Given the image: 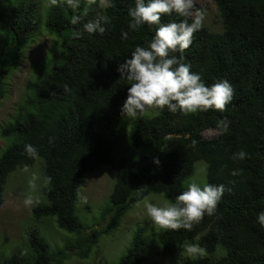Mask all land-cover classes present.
Returning a JSON list of instances; mask_svg holds the SVG:
<instances>
[{"label": "trees", "instance_id": "trees-1", "mask_svg": "<svg viewBox=\"0 0 264 264\" xmlns=\"http://www.w3.org/2000/svg\"><path fill=\"white\" fill-rule=\"evenodd\" d=\"M213 1L222 29L214 32L202 23L183 62L205 85L226 79L233 88L231 102L223 113L209 109L182 115L165 108L132 120L129 129L120 107L130 82L117 68L136 46L147 47L155 26L128 30L127 11L134 0H105L103 7L89 8L80 3L48 6L45 25L60 37V49L30 83L28 100L0 128L8 139L0 154V206L8 175L42 158L46 202L33 206L32 215L53 218L70 235L64 245L52 248L36 230H29L35 264H64L73 254L89 257L100 238L115 231L146 195L158 193L174 202L187 190L185 182L198 160L207 163V184L226 189L214 215L204 216L190 230L151 227L150 236L139 226L113 264H140L156 246L160 255L168 256L187 245L198 252L179 254L182 264H264V229L256 221L264 209V0ZM39 9V0H0V100L19 52L40 35ZM201 9L193 3V11ZM181 19L175 14L160 17L161 23ZM94 20L103 24L104 33L83 31V24ZM122 30L127 39H121ZM221 120L227 121V129L218 127ZM207 130L219 133L205 137ZM25 144L36 148L35 158L24 154ZM240 149L248 156L233 160ZM103 164L115 172L102 214L108 219L105 226L89 230L78 215L79 189L85 174ZM233 169H240V175H230ZM0 264H22V258L0 255Z\"/></svg>", "mask_w": 264, "mask_h": 264}, {"label": "rangeland", "instance_id": "rangeland-1", "mask_svg": "<svg viewBox=\"0 0 264 264\" xmlns=\"http://www.w3.org/2000/svg\"><path fill=\"white\" fill-rule=\"evenodd\" d=\"M56 3H66L65 0H56ZM86 8L103 7L105 0H95L89 4L87 0H79ZM193 3L202 7L193 11L202 14V23L216 32L222 29V20L213 0H193ZM51 0H39L41 32L25 48L19 52V59L5 79V96L0 100V128L9 122L15 114L17 105L26 102L30 96V83L35 80L42 65L60 49V37L50 32L45 25V13ZM2 36L0 34V41ZM158 110L147 108L144 115L152 116ZM134 119H126L129 129ZM219 132L207 130L205 137H213ZM8 144V139L0 135V154ZM43 160L36 158L32 165L21 166L8 175L3 203L0 206V255L9 257L13 253L20 255L22 264H35L33 253L29 247L28 232L36 230L43 236L52 248H58L68 242L70 235L60 229L53 218L35 219L32 207L46 202L43 193L47 185L43 177ZM30 182L33 186H30ZM115 182V172L110 166L103 164L96 170L85 174L79 189L78 215L81 222L88 229L101 228L106 225L107 217H102L103 209L108 206L110 194ZM196 182L203 186L207 184V163L204 160L195 162V173L185 184ZM26 196L32 198V204L25 206ZM148 200L161 206L170 203L163 195L150 193L139 200L124 215L119 226L110 234L103 235L99 242L92 247L87 258H78L71 255L64 264H113L119 260L130 245L132 236L139 226L146 227V235L151 234V227L156 231L162 228L156 226L147 217L144 210V201ZM197 248V247H196ZM198 249V248H197ZM159 246L150 252L140 264H182L179 254L193 256L187 253L186 248L173 255L162 256L158 253Z\"/></svg>", "mask_w": 264, "mask_h": 264}, {"label": "clouds", "instance_id": "clouds-1", "mask_svg": "<svg viewBox=\"0 0 264 264\" xmlns=\"http://www.w3.org/2000/svg\"><path fill=\"white\" fill-rule=\"evenodd\" d=\"M65 2L75 7L79 0ZM51 3L55 4L56 0H51ZM87 3H95V0H87ZM171 14L183 19L161 23L162 15ZM127 15L130 17L127 25L129 31H135L141 25H147L150 30L155 26V29L147 47L136 46L117 68L120 77L130 82L120 107L121 114L126 119H136L147 108L159 111L166 108L169 113L179 112L182 115L207 112L209 109L223 113L233 97L232 85L226 79L205 85L200 74L190 71L191 65L183 62V53L191 44L193 33L202 26V14L193 12V0H134V7L128 9ZM72 22L77 23L78 18L73 17ZM82 28L89 34H102L105 31L103 24L95 20L83 24ZM127 36L128 33L122 30L121 39H127ZM172 53L180 55L177 57ZM218 127L227 129V121H219ZM24 154L35 158L37 150L33 145L25 144ZM247 156L240 149L231 158L243 161ZM153 163L158 164L159 161L154 158ZM240 171L233 169L230 175L238 176ZM30 186L34 187L31 182ZM225 190L223 184L201 186L190 182L187 190L180 192L174 202L157 206L145 200L144 210L147 217L162 229L190 230L204 216L214 215ZM23 203L25 206L32 204V198L26 196ZM256 221L264 229V209L257 213ZM186 251L195 255L198 249L187 245Z\"/></svg>", "mask_w": 264, "mask_h": 264}]
</instances>
